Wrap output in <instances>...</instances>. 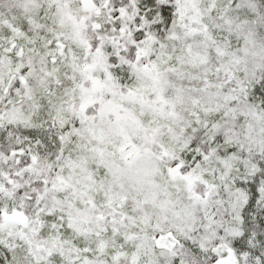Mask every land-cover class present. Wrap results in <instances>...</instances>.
<instances>
[{
  "label": "snow or ice",
  "instance_id": "6c2138e0",
  "mask_svg": "<svg viewBox=\"0 0 264 264\" xmlns=\"http://www.w3.org/2000/svg\"><path fill=\"white\" fill-rule=\"evenodd\" d=\"M0 264H264V0H0Z\"/></svg>",
  "mask_w": 264,
  "mask_h": 264
}]
</instances>
